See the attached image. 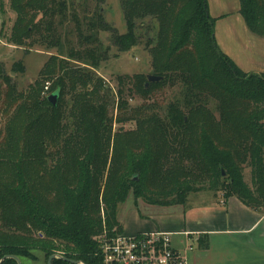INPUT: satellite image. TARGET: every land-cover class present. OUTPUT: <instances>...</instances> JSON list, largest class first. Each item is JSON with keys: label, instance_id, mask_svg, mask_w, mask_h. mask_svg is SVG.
Returning <instances> with one entry per match:
<instances>
[{"label": "trees", "instance_id": "16d2710c", "mask_svg": "<svg viewBox=\"0 0 264 264\" xmlns=\"http://www.w3.org/2000/svg\"><path fill=\"white\" fill-rule=\"evenodd\" d=\"M121 1L128 31L113 30V44L128 54L139 45L137 21H156L151 75L163 77L161 82L146 87L149 75L120 76L117 94L106 89L96 71L108 52L92 35L84 37L87 48L70 49L65 59L52 55L24 92L0 66V102L16 110L0 133L5 174L0 175V261L7 255L37 260L33 251L40 249L47 264L58 252L82 264H104L97 240L104 230L102 206L108 233L123 234L116 212L132 187L145 202L164 207L186 204L193 183L217 187L228 178L232 192L224 190L226 199L236 196L264 211V74L245 73L221 51L208 0ZM14 5L19 15L15 41L44 29L43 42L60 47L52 20L56 0H14ZM240 9L251 33L264 38V0H240ZM102 20L100 14L98 24L109 31ZM72 61L84 66L72 68ZM14 71L23 73V63ZM47 79L54 80L50 92L59 94L57 106L42 97ZM180 82L186 99L169 105L166 120L151 107H132L125 98L127 87L146 100ZM209 96L220 105L218 120H210L199 104ZM130 122L135 130L114 135L115 123ZM172 157L188 165L175 161L167 166ZM248 162L257 195L242 174ZM64 259L52 264H73ZM3 264L18 263L7 259Z\"/></svg>", "mask_w": 264, "mask_h": 264}, {"label": "rangeland", "instance_id": "374dc122", "mask_svg": "<svg viewBox=\"0 0 264 264\" xmlns=\"http://www.w3.org/2000/svg\"><path fill=\"white\" fill-rule=\"evenodd\" d=\"M209 10L212 17L217 18L216 28L219 29V36H222L223 29L227 27L228 34H234L235 41H231L234 45H238L242 38L245 40L247 37H259L257 35L248 32L244 34L243 27L245 25L243 16L239 12L238 0H208ZM14 0H0V66L5 73L12 79L13 84L18 92H24L28 90L31 85L39 79V76L43 70H46L48 61L52 55H56L59 59H65L67 51L70 49L81 50L87 48L89 44L84 42V37L92 35L96 39L97 44L101 49L108 52L107 61L102 62L100 68L96 71V74L100 76L106 83V89L111 90L117 94L120 85L118 83V77L120 76H133V75H151L152 71V58L150 54L151 46L154 44L157 35V22L153 21L150 17L144 19V21H137V35L139 37L138 47L128 54H123L119 51L118 47L113 44V35L115 30L118 34L124 35L127 33L125 12H123V6L121 0H56V16L52 18L54 21V30L57 35L60 36V47L48 46L49 44L43 42L47 37V33L44 29L40 33L33 35V38L29 40H14L15 24L17 23L19 15L14 8ZM102 14L103 20L109 31L102 29L98 24V16ZM36 16V13H32ZM93 23V24H91ZM91 25V26H90ZM230 26V27H229ZM247 29V25H245ZM247 31V30H246ZM233 39V37L231 38ZM234 45V46H235ZM236 47H234L235 49ZM71 61V60H70ZM18 62L23 63L25 71L23 73H16L14 67ZM83 67V63L76 61L71 62V67ZM44 87L42 88V97H50L51 89L53 87L54 80H45ZM48 88V89H46ZM125 98L128 104L132 107L139 108L151 107L152 110H156L161 119L166 120L169 105L183 102L186 99L185 90L182 83H177L175 86L165 85L164 88L155 92L148 99L139 97L135 92L131 93L128 87L125 89ZM202 108L206 109L209 113L208 118L210 120L219 119L220 105L214 97H204L199 102ZM0 102V133L4 134L5 124L8 118L16 113L13 104ZM110 114L116 117L118 114L117 109L112 107ZM196 117V121H198ZM208 120V121H210ZM136 129V123L130 122L127 124H116L114 126V135L119 132H128ZM193 132H196L194 129ZM115 144V143H114ZM113 148V147H112ZM114 150V148H113ZM112 151V150H111ZM113 152V151H112ZM112 155V154H111ZM113 157V155H112ZM175 159V160H173ZM177 161H183L181 164L188 165V162L183 158L179 160L177 157H172L170 164ZM243 177L245 182L253 190V194H256V188L253 186V170L249 166V162L243 164ZM0 175H5L3 170H0ZM2 177V176H0ZM220 186L210 187L207 182L198 181L193 183V191L187 195V199L196 198H212L219 194L224 196V190H227L229 195L232 192V188L229 184V179L221 181ZM200 200V199H199ZM150 206V207H149ZM152 206V207H151ZM177 206V205H173ZM155 207V208H153ZM158 207L151 205L149 202H145L136 192L135 188L130 189L126 200L121 203L116 212V219L120 226L126 217L130 216V213L140 209V212L145 215L150 212H155ZM101 216L104 219L103 227L107 224L106 208L103 205L101 209ZM108 226V225H107ZM107 228V227H106ZM118 227L114 226V230ZM41 235V234H40ZM42 236V235H41ZM37 260L23 259L22 264H47V258L45 253L40 249L33 251ZM57 255L62 256L61 252Z\"/></svg>", "mask_w": 264, "mask_h": 264}, {"label": "crops", "instance_id": "0c3cea01", "mask_svg": "<svg viewBox=\"0 0 264 264\" xmlns=\"http://www.w3.org/2000/svg\"><path fill=\"white\" fill-rule=\"evenodd\" d=\"M221 17L215 18L216 22ZM245 25L246 35L251 31ZM234 36L228 34L227 27L219 36L216 28V42L221 51L239 69L245 73L264 74V38H237L241 42L234 46L231 43L235 41ZM122 225L123 234L130 236L170 233L172 247L188 251L189 264H264V211L250 208L236 196L226 199L219 194L212 198H190L186 204L158 207L153 213L149 208L145 215L137 209Z\"/></svg>", "mask_w": 264, "mask_h": 264}, {"label": "built area", "instance_id": "2783aa9c", "mask_svg": "<svg viewBox=\"0 0 264 264\" xmlns=\"http://www.w3.org/2000/svg\"><path fill=\"white\" fill-rule=\"evenodd\" d=\"M97 240L104 264H189L188 251L174 249L170 233L114 236L104 227Z\"/></svg>", "mask_w": 264, "mask_h": 264}, {"label": "water", "instance_id": "95a60500", "mask_svg": "<svg viewBox=\"0 0 264 264\" xmlns=\"http://www.w3.org/2000/svg\"><path fill=\"white\" fill-rule=\"evenodd\" d=\"M148 83L146 84V87L149 86L150 83H159L163 80V77H158V76H155V75H149L148 76ZM49 102L52 103L54 106H57L58 102H59V94H51L50 97H49ZM222 176L224 178L227 177V174L225 172V170L223 169L222 170ZM136 181L139 180V177L137 176L135 178ZM57 258H60V259H64L63 257L59 256V255H55V256H51L48 260V264H52L53 261ZM7 259H14L17 261L18 264H22L21 260L16 257V256H9L7 255L6 257H4L1 261H0V264H3L5 261H7ZM64 261L68 262V263H73V264H82L78 261H74V260H67V259H64Z\"/></svg>", "mask_w": 264, "mask_h": 264}]
</instances>
